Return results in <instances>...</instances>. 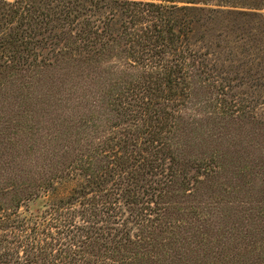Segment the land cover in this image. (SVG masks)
Returning a JSON list of instances; mask_svg holds the SVG:
<instances>
[{
    "label": "rangeland",
    "instance_id": "rangeland-1",
    "mask_svg": "<svg viewBox=\"0 0 264 264\" xmlns=\"http://www.w3.org/2000/svg\"><path fill=\"white\" fill-rule=\"evenodd\" d=\"M15 1L0 0V174L12 176L6 181L24 194L11 201L14 189L7 185L4 206L10 209L0 214L19 212L31 226L28 218H47L53 205L60 218L80 225L81 215L69 213L80 210L81 199L75 201L79 189L91 198L84 168L92 163L93 152L110 161L122 152L130 160L135 157L136 137L128 151L103 147L114 130L105 106L113 100L108 93L118 94L130 77L156 74L165 63L183 60L190 77L174 78L185 82L171 97L175 113L167 119L171 141L162 162L164 174L175 169L180 177H195L198 163L213 166L214 155L218 176L214 184L190 182V199L181 185H168L160 171L139 182L153 189L139 193L142 202L154 200L145 218L155 221L154 226L166 223L167 229L155 231V256L148 264H209L222 254L218 247L225 232L232 240L229 264H264V0H22L14 14L9 6ZM150 82L155 89V79ZM148 93H143L146 100ZM56 132L71 133V138L57 140L52 137ZM86 137L84 157L75 155L80 153L76 142ZM49 138L54 142L46 153L62 156V169L56 180L40 182L35 175L40 164L23 162ZM186 158L196 164L184 168ZM106 173L102 189L117 177ZM114 197L110 215L120 223L128 210L119 194ZM128 227L130 235L140 231L133 222ZM205 227L212 245L199 248L188 237ZM52 237L56 264L109 263L97 256L67 260V236L58 238L53 232Z\"/></svg>",
    "mask_w": 264,
    "mask_h": 264
},
{
    "label": "trees",
    "instance_id": "trees-1",
    "mask_svg": "<svg viewBox=\"0 0 264 264\" xmlns=\"http://www.w3.org/2000/svg\"><path fill=\"white\" fill-rule=\"evenodd\" d=\"M21 3L22 0H17L13 4H10V6L8 5L10 9H14L13 12H11L12 10H10V12L18 14ZM132 4L136 8L137 5L148 6L149 8H160L152 3L143 5L137 3ZM167 46H169V43L166 41V47ZM184 68L185 62L183 60H179L176 63L172 62L171 65H166L165 63L156 74L150 71L147 75L143 73L136 77H130V81L126 83L115 96L108 93L107 99L109 95H111L113 96V100L109 103L107 102L105 106L109 105L107 107L109 110V121L114 130L111 132V134H113L112 138L103 142V147L105 151L109 152H114L116 148L121 150V147L127 150L128 144L133 143V139L136 137L138 142L132 145L134 149L133 155H135V157H132L130 160L127 152H122L120 155L115 154L118 159L117 161H115V159H111L110 161L106 154L105 157L99 158V154L93 152L92 163H89L87 167L84 168L87 175L86 184L90 187L88 193H91V198H86L87 192L82 191V193L79 189L75 201L79 202L81 199L79 203L80 210H73V212L69 213V215L73 216H75V214L81 215L82 222L80 225H72L68 222L67 218H60L58 210L53 207V205L50 212L47 213V215H49L47 218L45 216L42 218L35 217L34 220L28 218V222H32L31 226L25 223L23 218L19 215V212H11L7 215L5 212L0 214V264H56L59 256L57 255V251L54 252L52 248L56 245L54 243L55 239L52 237L53 232L58 238L65 235L67 236V241L65 243L66 248L64 247V258L67 260L76 257L82 260L86 257L92 258L97 256L106 258L109 262H107L108 264H148L150 262L151 258L155 256L152 253L154 244L153 235L155 231L159 230L165 232L167 229L165 227L166 223L161 222L154 226L155 221L151 222L147 220L148 218H145L144 213L150 211L149 205L154 203V200L146 199L142 202L139 193L142 189L143 191L153 189L149 187L144 188L139 182L145 181L143 179L150 174L155 176L158 171L165 176L162 162L166 157V144H168L169 149V142L171 141V139L166 136V133H169V130H166L168 126L167 119L169 117L174 118L173 114L175 113L174 103H170L171 97L175 95L173 89L185 82L182 81V83H179L174 78H182L187 81L190 75L188 76V73L184 72ZM152 79H155V83H157L155 89L150 85L152 82L149 83ZM181 87L182 86H180V89ZM150 91H153V93H148ZM143 93H148L147 100ZM127 98L128 102L124 103ZM103 104L104 102L102 106ZM220 112L222 113V111ZM193 117L194 116L188 115V118ZM125 123H129V126L124 127ZM63 136L64 134L62 132H56L52 137L57 140H65L67 137L71 138V133ZM88 139L89 138L86 137L82 138L81 142H76V146L80 148H74L77 152L80 151V153L75 155L84 157L81 153L84 151V144ZM53 142L54 141L49 138L47 142L43 143L44 146L39 149V153L32 158L25 159L23 162V165H28V167L33 164H40L42 169L41 172L35 173L37 177L41 176L40 182L43 180L49 182L56 180L62 169L60 166V164H62L60 160L62 156L55 157L54 154H51L52 152L46 153L47 147H50ZM69 143L71 142L69 141ZM99 148L100 145L92 149L94 151ZM140 152L146 154V156H140ZM27 156L28 155L25 154L24 157ZM44 157L48 159V161H51L50 158H53L51 162L52 168L48 167L47 160ZM85 159H88L87 156L83 160H80V162L82 161L81 165ZM211 162L213 166H209L208 163H198L197 170L200 171L198 172L199 175L195 177H187L186 175L180 177L175 169H173L172 171H168L164 178L170 183L168 185H181L185 193L184 195H186L185 197L188 199L193 198V194L191 195V188H189L192 182L198 185L202 184L203 181L201 180L204 179L207 183L214 184V180L218 176L216 170L218 166L215 165L216 156L211 155ZM181 164H183L184 168L192 167L196 164V160L190 161L186 158ZM26 171L28 172L29 169L23 170V174ZM108 171L113 172L117 177H115V180L111 181L112 186L109 189H102L105 181L104 178L109 176L106 173ZM33 172H35V170ZM6 177L7 178L4 179V174H0V211L10 209L4 206L8 202H6V198L3 196L9 192L6 190V186L8 185L11 188L10 190L15 188L14 182L6 181L12 176ZM18 184L20 186H26L24 183H21V181ZM21 194L23 195L24 192H19L17 189H14L10 194V198H8L12 201L20 197ZM118 194L124 203H126L128 210L127 219L125 218L120 223L115 221L113 216L110 215L114 210V208L112 209L111 207L117 201L114 196ZM111 196L114 197V201L102 200L104 197L109 199ZM157 196L161 197V193L157 194ZM157 202L158 200H155V203ZM143 203H145V205H143ZM195 204L197 206L196 210H198L200 204ZM105 205H109V207H105ZM120 207L121 206H119V210L121 209ZM212 215L218 217L220 220L225 218V215L223 218L218 216V214ZM131 222L140 227V231L135 235H130L131 231L128 227V223ZM103 223H106L104 227L101 225ZM221 223L225 224V219L222 220ZM225 229V231L228 230L226 227ZM29 230L33 235L28 233ZM207 232L205 227L204 231L198 230L196 234H192L191 237L188 238L191 241H195L200 248L201 245L210 243ZM225 233H222L224 242L218 247V249L222 250V254H217L212 262L209 261V264H229L228 252L231 250L230 245L232 240L230 237H227ZM192 238H197V240ZM100 241H103V243ZM210 245H212V242L208 246ZM198 254L200 253L198 252ZM105 263L106 262L103 264ZM64 264H66V262Z\"/></svg>",
    "mask_w": 264,
    "mask_h": 264
}]
</instances>
